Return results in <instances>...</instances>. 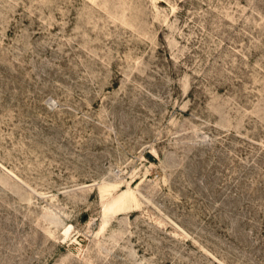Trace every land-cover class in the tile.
Listing matches in <instances>:
<instances>
[{"label": "rangeland", "instance_id": "1", "mask_svg": "<svg viewBox=\"0 0 264 264\" xmlns=\"http://www.w3.org/2000/svg\"><path fill=\"white\" fill-rule=\"evenodd\" d=\"M0 264H264V0H0Z\"/></svg>", "mask_w": 264, "mask_h": 264}]
</instances>
